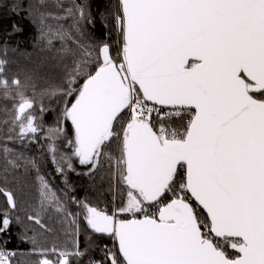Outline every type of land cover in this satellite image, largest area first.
<instances>
[{
    "label": "water",
    "instance_id": "1",
    "mask_svg": "<svg viewBox=\"0 0 264 264\" xmlns=\"http://www.w3.org/2000/svg\"><path fill=\"white\" fill-rule=\"evenodd\" d=\"M121 14L130 80L152 104L194 110L184 139L162 146L134 122L124 148L129 183L145 201L156 200L165 186L162 162L181 164L212 234L240 241L239 254L229 259L203 239L182 199L156 218L99 215L89 226L114 236L124 264H264V100L250 93L264 92V0H121ZM126 97L116 66L86 82L72 120L87 147L94 149Z\"/></svg>",
    "mask_w": 264,
    "mask_h": 264
},
{
    "label": "trees",
    "instance_id": "2",
    "mask_svg": "<svg viewBox=\"0 0 264 264\" xmlns=\"http://www.w3.org/2000/svg\"><path fill=\"white\" fill-rule=\"evenodd\" d=\"M111 2L0 0V249L16 251L9 258L10 264H39L44 255L37 250L53 245L71 249V239L81 255L70 256L68 264H110L105 246L111 237L94 231L87 222L98 209L92 197L109 202L100 215H113L114 187L108 170L92 173L89 158L84 160L85 156L80 164L65 137L40 135L49 124H61L63 103L69 98L77 102L97 71L117 67ZM59 23L66 25L60 28ZM106 54L112 63L104 65ZM28 100L33 103L28 114L40 128L32 143L19 132L25 114L18 111ZM123 115L124 108L111 122L110 132L120 131ZM160 122L156 117L148 121L156 134ZM168 123L185 126L183 119ZM110 141L107 147L113 151L116 137ZM179 176L184 184L183 166L173 174L166 192L153 202L168 201ZM74 210L83 217L72 216ZM4 218L12 222L4 226ZM76 222L78 233H74ZM239 244L229 239L222 252L233 259L239 254ZM120 263L124 264L121 257Z\"/></svg>",
    "mask_w": 264,
    "mask_h": 264
},
{
    "label": "rangeland",
    "instance_id": "3",
    "mask_svg": "<svg viewBox=\"0 0 264 264\" xmlns=\"http://www.w3.org/2000/svg\"><path fill=\"white\" fill-rule=\"evenodd\" d=\"M112 4V13H111V23L114 21L115 25V32H116V42L115 47L117 49V56L119 58L117 62V68L122 74V77L125 81L128 80L127 77V70L124 62V42H123V22H122V14H121V0H111ZM66 24L59 23L58 26L62 28ZM44 28V27H43ZM45 35L46 33L43 32ZM46 40V37L44 38ZM112 63L111 58L108 54L104 56V65ZM76 94L73 96L75 97ZM257 99L264 100V93L255 95ZM79 97V96H77ZM75 100L72 101V98H69L67 102H64L62 107V117H61V124L55 125L54 123L49 124L47 129L40 135L41 138H54V134L60 137H65L66 141L65 143L70 145L72 148V156H76L77 160L80 162V164H83V159L85 155L83 154V146L85 147L87 144L83 141L82 137L77 134V126H74L73 117H72V108L74 104L76 103ZM33 103L28 100L25 103H22L20 106V110L18 111L20 114H25V121L24 123L20 125L19 132L24 138H27L28 141L35 142L37 137L34 136V134H39L40 128L37 127V125L34 123V117L28 114V111L32 108ZM124 117L122 120V126L120 131H114L111 130V132L107 129L97 140L94 149H91L90 147H85L88 150L91 151V153H88L84 160L86 158H89V169L92 173H97L98 170H101L104 168V170H108V175L110 177V181H112L113 188V202L111 204L112 207V214L116 216L117 219H130V218H142V217H155L159 213L160 209L167 203V199L165 202L164 200H159L156 202H148L145 201V197L138 192L136 188L130 185L128 182V177L125 170V154H124V148L126 146V142L128 138L130 137L131 133L134 131V120L136 117L135 114H133L131 120L129 121L128 125L126 124L127 116L124 112ZM17 119V118H16ZM18 120V119H17ZM22 121V122H23ZM21 122V121H20ZM144 124H146L149 127V124L146 120L142 121ZM19 123V120H18ZM76 128V129H75ZM30 133L31 135H27ZM34 136V138H33ZM116 137V144L113 149V151L108 150L109 148L107 145L110 144V138ZM19 138H22L19 135ZM74 141V144H73ZM110 141V142H109ZM53 144V143H52ZM51 144V145H52ZM52 150V147H51ZM71 155V154H70ZM71 156V157H72ZM85 164V163H84ZM102 165V166H101ZM184 168V167H183ZM181 171V170H180ZM185 173V172H184ZM107 175V173H106ZM180 175V174H179ZM181 176V175H180ZM177 178L173 185V193L178 191L180 187H183L185 185L181 184L180 182L181 176ZM185 179V177H184ZM151 191L149 190V193ZM148 193V195H149ZM92 203L96 204L98 206V209L96 212H91L90 215H92L93 219H97L100 215L99 213L102 211V208H108L109 202L107 200L100 201V199H97L96 197L90 198ZM165 202V203H164ZM104 209V208H103ZM72 216L75 218L81 219L82 213L78 210H74L70 212ZM195 214L197 216L198 222H201L203 224H208V220L206 221L204 219V216L206 215L201 210H196ZM207 218V217H206ZM4 226H7L10 222H12L11 218H4ZM76 225V230L74 233H78L77 226L79 223H74ZM73 242V245L71 246V249L65 248H56L54 245L51 248L48 249H41L37 250V254H42L41 261L39 264H55L54 261L58 260V264H68V260L70 256H79L81 255V252L77 250L76 248V241L74 239H71ZM114 238H109L107 241V244L105 246V257L110 262V254L113 252L114 248ZM16 251H7L4 249H0V264H10L9 258L12 253H15ZM33 251H28V253H31ZM50 256V257H49ZM120 257V256H119ZM51 258L52 260H50Z\"/></svg>",
    "mask_w": 264,
    "mask_h": 264
},
{
    "label": "built area",
    "instance_id": "4",
    "mask_svg": "<svg viewBox=\"0 0 264 264\" xmlns=\"http://www.w3.org/2000/svg\"><path fill=\"white\" fill-rule=\"evenodd\" d=\"M128 80L125 81L127 88V97L125 98L124 112L127 116L126 124L128 125L133 114L137 118L149 121L151 118L156 117L162 122L158 124L157 135L161 141H179L183 140L186 136L187 126L194 116V110L189 108H165L148 102L137 88V86L130 80L127 74ZM183 119L185 126H174L168 122L172 120ZM185 175V173H184ZM174 199H182L193 207L194 211L200 210L196 203L193 201L191 195L189 194L186 185L180 187L178 191L170 193L168 195V201ZM202 238L211 242L218 250L222 251L225 248L226 240L215 237L212 234L211 227L209 224H203L198 222ZM114 238V236H113ZM115 240V238H114ZM114 250L110 254V264H121L120 257L117 249L116 242L113 246Z\"/></svg>",
    "mask_w": 264,
    "mask_h": 264
},
{
    "label": "flooded vegetation",
    "instance_id": "5",
    "mask_svg": "<svg viewBox=\"0 0 264 264\" xmlns=\"http://www.w3.org/2000/svg\"><path fill=\"white\" fill-rule=\"evenodd\" d=\"M251 93V95L253 96V97H256L255 95H258L259 93H256V92H254V91H251L250 92ZM75 126V125H74ZM76 131H77V129H76ZM154 133V132H153ZM77 134L79 135V133H78V131H77ZM155 136H156V138L158 139V141H159V143L161 144V146H162V144L164 143V142H166V140H163L162 142H161V140H160V138L158 137V135L157 134H155ZM160 146V145H159ZM161 148V147H160ZM161 150V149H160ZM162 151H163V153H166L163 149H162ZM124 154H125V161H126V153H125V151H124ZM182 165L181 164H176V161H171V160H168V159H165L163 162H162V164H161V172L162 173H166V174H164L162 177H161V179H163V182H164V184H165V186H164V188H163V191L160 193V195L157 197V198H159V197H161L165 192H166V190H167V188H168V186H169V184L171 183V181H172V179H173V174H175L176 172H177V170L181 167ZM169 173V174H168ZM166 175V177H164ZM128 182H129V179H128ZM131 185V184H130ZM132 186V185H131ZM170 193H173V192H169V194ZM168 194V195H169ZM156 198V199H157ZM168 198V197H167ZM154 201V200H153ZM153 201H149V202H153ZM158 216V214L156 215V217ZM153 218H155V217H153ZM224 240H226V242L229 240V239H224Z\"/></svg>",
    "mask_w": 264,
    "mask_h": 264
},
{
    "label": "crops",
    "instance_id": "6",
    "mask_svg": "<svg viewBox=\"0 0 264 264\" xmlns=\"http://www.w3.org/2000/svg\"><path fill=\"white\" fill-rule=\"evenodd\" d=\"M135 122H141V120L135 121ZM83 154L86 156L87 154L85 153L84 149H83Z\"/></svg>",
    "mask_w": 264,
    "mask_h": 264
}]
</instances>
